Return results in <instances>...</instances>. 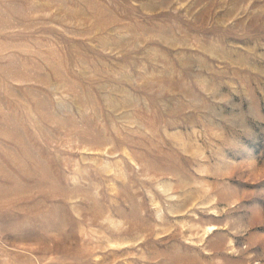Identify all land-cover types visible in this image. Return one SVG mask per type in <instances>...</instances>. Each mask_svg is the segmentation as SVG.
Instances as JSON below:
<instances>
[{"label":"rangeland","instance_id":"374dc122","mask_svg":"<svg viewBox=\"0 0 264 264\" xmlns=\"http://www.w3.org/2000/svg\"><path fill=\"white\" fill-rule=\"evenodd\" d=\"M0 264H264V0H0Z\"/></svg>","mask_w":264,"mask_h":264},{"label":"bare ground","instance_id":"6f19581e","mask_svg":"<svg viewBox=\"0 0 264 264\" xmlns=\"http://www.w3.org/2000/svg\"><path fill=\"white\" fill-rule=\"evenodd\" d=\"M215 229H216V227H213V228H212V227H210V228L208 227V228L205 230V234H207V235H208V234H211Z\"/></svg>","mask_w":264,"mask_h":264}]
</instances>
